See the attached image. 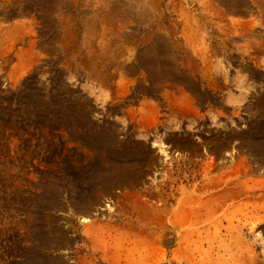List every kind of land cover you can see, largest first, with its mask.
<instances>
[{
  "label": "rangeland",
  "instance_id": "1",
  "mask_svg": "<svg viewBox=\"0 0 264 264\" xmlns=\"http://www.w3.org/2000/svg\"><path fill=\"white\" fill-rule=\"evenodd\" d=\"M0 264H264V0H0Z\"/></svg>",
  "mask_w": 264,
  "mask_h": 264
},
{
  "label": "bare ground",
  "instance_id": "2",
  "mask_svg": "<svg viewBox=\"0 0 264 264\" xmlns=\"http://www.w3.org/2000/svg\"><path fill=\"white\" fill-rule=\"evenodd\" d=\"M163 152V151H162ZM85 222H89V218H85L84 219Z\"/></svg>",
  "mask_w": 264,
  "mask_h": 264
}]
</instances>
